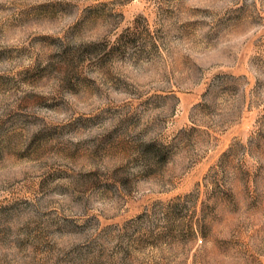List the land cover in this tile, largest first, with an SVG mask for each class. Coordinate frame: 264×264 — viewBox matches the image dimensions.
Instances as JSON below:
<instances>
[{"label": "rangeland", "instance_id": "rangeland-1", "mask_svg": "<svg viewBox=\"0 0 264 264\" xmlns=\"http://www.w3.org/2000/svg\"><path fill=\"white\" fill-rule=\"evenodd\" d=\"M0 264H264V0H0Z\"/></svg>", "mask_w": 264, "mask_h": 264}]
</instances>
